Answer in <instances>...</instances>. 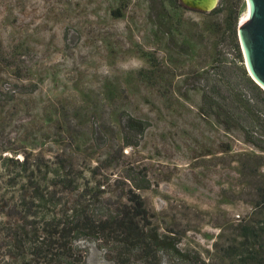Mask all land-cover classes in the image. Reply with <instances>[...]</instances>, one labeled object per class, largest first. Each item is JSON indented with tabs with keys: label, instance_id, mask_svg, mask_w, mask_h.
Wrapping results in <instances>:
<instances>
[{
	"label": "rangeland",
	"instance_id": "374dc122",
	"mask_svg": "<svg viewBox=\"0 0 264 264\" xmlns=\"http://www.w3.org/2000/svg\"><path fill=\"white\" fill-rule=\"evenodd\" d=\"M242 1L218 0L211 14L181 0H0V264H62L45 249L75 188L102 180L115 200L113 179L143 173L160 232L223 260L215 243L252 215L264 185L263 124L250 126L256 145L204 94L208 73L246 67ZM61 160L73 184L55 183ZM98 163L101 178L89 172ZM79 243L88 264H115Z\"/></svg>",
	"mask_w": 264,
	"mask_h": 264
},
{
	"label": "trees",
	"instance_id": "16d2710c",
	"mask_svg": "<svg viewBox=\"0 0 264 264\" xmlns=\"http://www.w3.org/2000/svg\"><path fill=\"white\" fill-rule=\"evenodd\" d=\"M218 11L216 7L211 14ZM236 45L240 52L239 43ZM239 57L242 58L241 53ZM206 86V104L219 122L241 128L247 139L256 144L250 126L260 123L264 126V89L253 80L246 67L237 64L231 71H215V76L208 73ZM140 122L145 130L146 123ZM125 144L137 145L128 140ZM22 162L25 166L28 160ZM61 162L53 174L55 183L73 184L72 165ZM101 169L99 163L89 166L93 177L101 178ZM137 181L130 176L113 179V184L119 188L116 201L112 196H103L107 185L102 180L95 181V186H90L89 181L80 187L76 185V205L50 220L52 227L48 238L51 242L47 245L51 249H45V255L50 253L53 260L62 264H79L77 260L80 264H88L81 254H75L77 248L88 251L79 245V241L85 239L106 250L108 259L115 264H164L165 257L170 264H264V185L258 190L252 215L232 221L230 236L221 237V241L215 243L223 260L207 261L196 251L180 248L173 231L160 232L155 224L156 212H150L138 191L149 188L151 182L144 173ZM43 242L44 238L36 244L40 253L44 249Z\"/></svg>",
	"mask_w": 264,
	"mask_h": 264
},
{
	"label": "water",
	"instance_id": "95a60500",
	"mask_svg": "<svg viewBox=\"0 0 264 264\" xmlns=\"http://www.w3.org/2000/svg\"><path fill=\"white\" fill-rule=\"evenodd\" d=\"M184 5L201 10L181 0ZM238 39L246 69L253 80L264 89V0L242 1V24L238 27Z\"/></svg>",
	"mask_w": 264,
	"mask_h": 264
},
{
	"label": "bare ground",
	"instance_id": "6f19581e",
	"mask_svg": "<svg viewBox=\"0 0 264 264\" xmlns=\"http://www.w3.org/2000/svg\"><path fill=\"white\" fill-rule=\"evenodd\" d=\"M188 4L203 8L205 10L212 9L218 2V0H185Z\"/></svg>",
	"mask_w": 264,
	"mask_h": 264
}]
</instances>
